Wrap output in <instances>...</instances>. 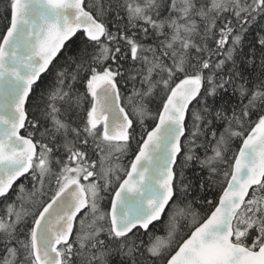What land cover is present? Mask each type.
<instances>
[{
    "label": "snow or ice",
    "instance_id": "1",
    "mask_svg": "<svg viewBox=\"0 0 264 264\" xmlns=\"http://www.w3.org/2000/svg\"><path fill=\"white\" fill-rule=\"evenodd\" d=\"M3 6L0 264H264V0Z\"/></svg>",
    "mask_w": 264,
    "mask_h": 264
},
{
    "label": "trees",
    "instance_id": "2",
    "mask_svg": "<svg viewBox=\"0 0 264 264\" xmlns=\"http://www.w3.org/2000/svg\"><path fill=\"white\" fill-rule=\"evenodd\" d=\"M4 27H5V20H4V6H3V0H0V32H3L4 30ZM256 29L253 28L247 35V38L245 40V49L247 50V48L249 47L250 44H252L256 39H257V35H256ZM250 71V70H249ZM255 79V76H253V80ZM51 80V76L45 74L44 77H43V81L42 82H38L39 83V87L36 88V94L38 95L40 93V89L42 87H44L48 82H50ZM31 104H29V108H30V115L32 114L31 113ZM155 107V105H153V108ZM153 124V121L152 120H146V126L147 127H151ZM125 163H127V161H125ZM188 175L191 177L193 175V172L191 169L188 170ZM23 180V178H21ZM20 181H18L19 183ZM219 188L220 186L219 185H215L214 186V190L211 192V193H208L209 197H217L218 198V194H219ZM15 197L14 195H11L9 197V202L11 200H13ZM45 199H47V197H45ZM4 206H5V200L4 198H0V214H3V211H4ZM198 208H203V207H206V206H202V205H197ZM167 219V217L165 216V220ZM150 229L152 232L154 233H158V234H162L163 232V224L162 222H156V226L155 227H152L150 226ZM142 232V231H141ZM142 238L147 241V236L144 235L142 236Z\"/></svg>",
    "mask_w": 264,
    "mask_h": 264
},
{
    "label": "water",
    "instance_id": "3",
    "mask_svg": "<svg viewBox=\"0 0 264 264\" xmlns=\"http://www.w3.org/2000/svg\"><path fill=\"white\" fill-rule=\"evenodd\" d=\"M141 231H143V230H141Z\"/></svg>",
    "mask_w": 264,
    "mask_h": 264
}]
</instances>
